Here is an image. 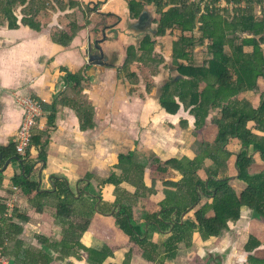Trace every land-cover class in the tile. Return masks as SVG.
<instances>
[{
  "label": "trees",
  "instance_id": "obj_1",
  "mask_svg": "<svg viewBox=\"0 0 264 264\" xmlns=\"http://www.w3.org/2000/svg\"><path fill=\"white\" fill-rule=\"evenodd\" d=\"M124 1L132 20L154 7L157 28L154 35L147 34L138 45L126 48V58L122 67L117 68V77L137 85L141 80L137 70L146 71L152 79L159 75L161 69L167 68V61L158 51V40L172 36L171 63L178 75L160 86L158 103L167 114L176 115L184 109L194 117L196 157L167 161L151 158L152 187L147 189L143 184L145 168L133 162L132 152L120 155L116 169L121 171V176L112 174L100 182V187L116 188L115 225L140 250L142 259L151 264H165L176 257L180 244L190 245L194 234H199L203 241L222 237L231 224L239 222L245 208L252 211L253 218L264 220V135L254 132L264 133V0ZM101 4L84 11V25L68 15V24L52 27V42L71 46L90 24L89 13H100ZM82 5L81 0H0V25L10 29L25 25L41 31L47 26L43 21L46 17L59 11L74 13ZM103 15L114 18V25L121 20L116 14ZM203 46L208 57L198 64L195 51ZM61 70L67 73L66 83L77 97L63 104L77 113L81 131L87 132L95 127V111L89 101L80 97L89 77L85 70ZM152 89V81L146 83L145 93H151ZM246 92L259 94L257 107L240 99ZM40 105L43 113L48 114L50 110ZM215 111L216 116L210 119ZM48 121L52 125L53 112ZM180 124L184 129L189 127L186 120ZM31 145L39 150V160L46 164L49 132L35 135ZM0 155L4 162L18 158L14 163L20 162L25 170L10 181L11 186L20 190L37 214H43L45 202L51 200L56 223L63 228L60 241L37 236L38 244L44 249L25 250L27 264H73L71 259L106 264L113 257L107 246L95 250L81 243L98 212L100 196L88 188L83 191L82 187L75 193L66 180L57 178L52 181L55 192H42L38 181L30 176L32 166L25 164L30 152L26 158L20 157L13 142L7 148H0ZM230 162L235 165L232 173ZM235 179L244 184L240 192L232 184ZM90 181L88 175L80 183L84 186ZM156 181L163 187L164 200L154 205L148 197L155 194ZM123 183L132 186L135 193L122 191ZM188 214L191 216L182 222L181 216ZM29 222L20 209L11 210L7 201L0 198V253L6 254L8 245L12 244L17 256L23 247L24 226ZM153 232L168 237L161 245H155L150 242ZM261 247L263 244L251 236L245 247L249 254L247 264H264V258L257 256ZM130 256L129 253L125 264H129Z\"/></svg>",
  "mask_w": 264,
  "mask_h": 264
},
{
  "label": "crops",
  "instance_id": "obj_2",
  "mask_svg": "<svg viewBox=\"0 0 264 264\" xmlns=\"http://www.w3.org/2000/svg\"><path fill=\"white\" fill-rule=\"evenodd\" d=\"M106 1L110 2V0H103L102 2L105 3ZM125 5L128 10L126 2ZM223 6L225 5L223 4ZM258 10L259 13L260 9ZM55 14L58 17L61 12H56L53 16ZM52 17L51 19L43 20L47 26L41 31H36L25 25H20L19 28L14 29H10L6 25H0V148H7L14 142L15 136L22 124L24 112L18 103V99L31 98L44 104L50 111L48 114H44L40 120L39 126L35 130V135L43 134L45 131L49 132L47 162L43 164L39 160V150L32 146L30 155L25 163L28 166H32L30 176L38 181L39 189L42 192H55L56 190L53 187L52 181L53 178H57L66 180L69 187L75 193L82 187L83 191L88 188L90 192L100 196L101 200L96 206L98 212L95 214L88 232L82 236L81 243L85 247L95 250H101L104 246L109 247L113 251V257L109 258L106 264H125L129 253L131 255L129 264H151L142 259L140 250L131 244L129 238L122 234L115 225L113 214L118 210L115 207L116 188L112 185L101 188L100 182L107 180L112 174L120 177L121 171L116 169L118 157L120 155L127 156L132 152L134 155L133 162L145 168L143 184L145 188L150 189L152 187V176L149 170L150 162H147L145 165L144 163L142 164L138 160L141 155L140 152H146L150 157H156L161 161H167L171 158L182 159L183 157L194 159L196 157L194 126L191 131V137L185 140L183 134L191 127L190 119H182L189 122V127L184 129L181 127V121L178 123L177 117L167 114L158 103L160 86L171 78L166 72L167 69H161L160 74L153 78L154 86L151 93H143V97L139 93L138 100L129 101L127 105L125 104V106L131 104L135 106L137 104V113L139 115H135L127 108L123 119L122 117L118 120L108 118L106 124L101 126L99 122V104L94 96L89 93V89L94 86L93 83L96 79V76L92 75L95 68H91L90 72L92 74L87 73L89 79L85 84L80 99L89 101L94 108L95 127L87 132H82L77 113L69 106L63 104L65 100H74L77 97L71 91L69 84L66 83L65 77L67 73L61 69L64 68L68 71L76 72L83 68L82 57L77 56L76 47L77 38L85 29L78 34L71 46H60L52 42L50 38L51 28L60 26V21L57 17L53 19ZM142 38L143 36L136 43L129 45H138ZM171 55L172 46L168 55L170 60ZM164 57L168 64V57ZM125 58L126 54L121 56L117 51L112 53L111 59L115 61L121 60V63L117 64V67H114L117 80H119L117 68L122 67ZM171 76L174 77V74ZM159 79L163 80H161L162 84L157 87L155 82ZM119 81L123 82L121 79ZM90 82L91 86L87 87V84ZM126 82L128 83V81ZM157 93V100H154V102L150 101L149 104L150 106H156L158 109L155 108L154 110L165 116L163 117L164 120L158 118L162 120L161 123L156 119V116L145 117L149 110L151 113L154 111L151 108L145 111L146 96L151 95L153 97ZM253 94L255 96L258 95V100L255 101V98L254 100L250 98ZM240 99L250 101L255 107L260 102L259 94L253 92L243 93L240 95ZM142 108H144L143 113L140 112ZM182 111L183 114L186 112L184 109ZM52 112L54 121L52 125H49L48 117L52 115ZM146 118H150L158 126L149 128L148 130L144 125ZM193 120L195 122L194 118ZM137 122H139V127L136 132L139 138H137L136 132H133L136 125H138ZM130 125H134V128L130 127ZM103 127H107L108 130L103 132L104 134L100 132L101 128L104 129ZM163 127L169 129L170 132L168 133ZM254 132L264 135V133L259 131ZM130 134H132L131 137H129ZM115 139L119 141V146H123V148H120L115 155H112V150L116 148ZM134 140L138 141L139 149L135 148ZM8 161L4 162L2 159L0 162V174H2L0 198L5 199L8 206L11 207L10 204H14L17 201V196L21 192L19 189L12 187L10 181L15 176L24 174L25 170L22 168L20 162L14 163V161L5 167ZM234 166L229 163L230 173L233 172ZM88 175L91 176V181L83 186L80 182ZM120 188L131 195L135 193V189L128 183H123ZM153 189L155 194L149 196L148 201L157 205L164 200L163 187L160 182L156 181ZM20 200L22 204L21 208L28 209V211L23 213L30 219L29 224L24 226L25 232L23 233H27L28 229H30L34 235L60 241V236L62 235L60 232L62 231L61 227L56 223V211L52 207V201L47 200L45 202L44 212L40 215L30 207L22 194ZM246 210L245 208L243 212L245 213ZM190 216L191 214L187 216L182 215L181 221L183 222ZM144 229L147 230L148 227L146 226ZM104 234H108V236H104ZM167 237L168 235L153 232L150 235V242L155 245H161ZM220 239L221 237L203 241L199 234H194L190 245L180 244L176 257L165 261V264H189L188 261H183L182 252L184 251L187 254L194 252L200 260L207 253L206 245L213 244L214 241H219ZM257 239L262 243L259 238ZM218 252H223V242L219 243ZM84 263L87 264L86 261Z\"/></svg>",
  "mask_w": 264,
  "mask_h": 264
},
{
  "label": "rangeland",
  "instance_id": "obj_3",
  "mask_svg": "<svg viewBox=\"0 0 264 264\" xmlns=\"http://www.w3.org/2000/svg\"><path fill=\"white\" fill-rule=\"evenodd\" d=\"M81 1L83 5L79 10H76L74 13L71 12L70 14L61 13L58 17L57 14H55L54 16L52 15L53 17L51 16L52 19L54 17H57V19L60 21V24L66 25L69 22V18L66 19L69 15L71 19H76L80 25H84L86 22L84 11H88L90 8H93L94 5L102 2L103 0ZM99 8L101 10L100 13H89L90 24L86 26V29L77 38L78 42L76 52L77 56L82 57L83 68L81 70H85L86 74L93 73L92 75L96 76L95 82L93 83L94 86L90 87L91 82L87 84L88 86H86L90 87L89 93L94 96L95 100L99 104V122L102 126L106 124L108 118L112 120L113 118L118 120L122 117L123 119L127 108L130 109L131 112H133L135 115H139L137 113V104L135 106L133 104L125 106V104L127 105L129 101L138 100L139 93H141L142 95L143 93L145 94L144 89L146 83H150V81H152L154 86V80L148 77V73H146V71L140 70H137L138 74L141 76V80L137 85H132L129 82L127 83V80L124 79L123 82L119 81L120 79L117 80L114 67H117V64L121 63V60L115 61L111 59V56L115 51L120 53L121 56H124L126 54V48L129 44L136 43L141 38V36H145L147 34L154 35L157 28V25L155 24L157 15L155 13V8L149 7L146 12L142 13L138 19L132 20L129 17V12L126 8L125 2L122 0H110V2L106 1L105 3L102 2ZM107 12L118 13L116 15L121 17L120 22L114 25L116 21L114 18L108 16L105 17L103 15ZM51 17H46L45 19L48 20L51 19ZM195 35H198V33H196ZM172 39V36L167 35L164 39L158 40V51L160 54L168 57L172 46ZM195 52L197 58L196 61L198 64H201L202 61L208 57L205 46L199 47ZM168 61L169 63L167 64L166 72L170 77H173L171 76L172 74H174V77H176V68L171 63L170 57H168ZM91 68H95L92 73L90 72ZM161 80L163 79H159L157 82H155V85L157 87L162 84ZM85 84L86 83H84V85ZM157 95L158 93L153 97L151 95L146 96L147 103L144 107L145 111H148L149 108H151V110L157 108L156 106H150L149 104L150 101L154 102V100H157ZM250 98L253 100L255 98L256 101L258 100V95L255 96L253 94V96H251ZM144 108H142L140 112L143 113ZM182 112L183 111L181 109L175 115V117H177V121H179L178 123H180L182 119H190L191 127L183 134L185 140H188V138L191 137V131L193 130L194 117L189 115L188 112H184V114ZM216 114V111L213 112L210 116V119L212 117H215ZM151 116H156V119L160 123L162 122V120H164L163 117H165L162 113L157 112L156 110H154L152 113L149 110L147 112V115H145V117ZM158 118L162 120H159ZM137 124L138 125H136L135 131H130L136 132L139 127V122H137ZM144 125L148 128V130L149 128L158 126L155 124V122H152L150 118H146ZM130 127L134 128V125H130ZM103 128L105 130L101 128V133L108 131L107 127ZM163 128L168 131V133L170 132L166 127ZM131 135L132 134H130L129 137H131ZM136 136H138L137 138H139L137 132ZM115 140L116 148L112 150V155H115L120 150V148H123V146H119V141H117V139ZM133 142L135 148H138V141L134 140ZM140 154V156L138 155V160H140L142 164L144 163V165L147 164V162H150L151 158H153L150 157V155H148V153L146 152H140ZM230 165L233 166V163L230 162ZM232 184L238 192H240L244 188V184L237 181L236 179L233 180ZM17 198L18 199L14 204H10V209L12 210L13 208H20L22 212L28 211V209L21 208V193L18 194ZM252 215L253 214L251 210H246L239 222L231 224L229 231L224 233L219 241H214L213 244H207V253L204 258L199 260L194 252H190L187 254L184 251L182 252L183 261H188L189 264H247L249 254L245 252V247L248 244L251 236L259 238L262 241L263 247H261V251L257 252V256L259 258H264V220L255 219ZM62 230L63 228L61 227V231ZM60 233L62 234L63 232ZM61 236L60 238L62 239L63 236ZM104 236H108V234H104ZM36 238L37 235H34V233L30 229H28L27 233H23L21 237L23 247L17 253V256L16 250L14 249L13 245L10 244L7 247L8 250L6 254L0 253V264H27V260L24 256L25 250L44 249L38 244ZM51 240L54 241L53 238H51ZM220 242H223L222 253L218 252V245ZM51 254L53 255V257H56L54 253ZM70 261L73 262V264H85L84 262H77L74 259H71Z\"/></svg>",
  "mask_w": 264,
  "mask_h": 264
},
{
  "label": "built area",
  "instance_id": "obj_4",
  "mask_svg": "<svg viewBox=\"0 0 264 264\" xmlns=\"http://www.w3.org/2000/svg\"><path fill=\"white\" fill-rule=\"evenodd\" d=\"M223 4L225 5V3ZM18 103L23 109L24 115L14 143L16 144L19 156L26 158L28 152L32 149V139L44 113L40 103L31 98H19Z\"/></svg>",
  "mask_w": 264,
  "mask_h": 264
},
{
  "label": "water",
  "instance_id": "obj_5",
  "mask_svg": "<svg viewBox=\"0 0 264 264\" xmlns=\"http://www.w3.org/2000/svg\"><path fill=\"white\" fill-rule=\"evenodd\" d=\"M1 160H2V157L0 156V162H1ZM14 160H17V161H19V159L18 158H13V159H10L8 162H6V164H5V167L7 166V165H9L12 161H14Z\"/></svg>",
  "mask_w": 264,
  "mask_h": 264
}]
</instances>
